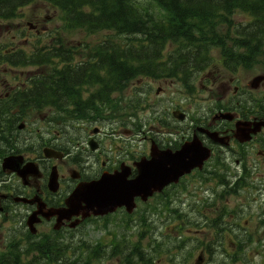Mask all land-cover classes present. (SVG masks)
I'll return each mask as SVG.
<instances>
[{
  "label": "flooded vegetation",
  "instance_id": "flooded-vegetation-1",
  "mask_svg": "<svg viewBox=\"0 0 264 264\" xmlns=\"http://www.w3.org/2000/svg\"><path fill=\"white\" fill-rule=\"evenodd\" d=\"M43 21L46 18L40 16L38 21L30 23V27L37 32L47 33L48 29ZM66 37L62 46L40 45L38 49L27 44V37L20 42L26 45L0 46V216L5 215L9 217L8 220L14 214L21 216L17 228L23 227L26 230L29 215L39 210L37 226L54 229L58 219L57 215L52 214L53 210L66 207L68 196L82 184L97 182L111 174H118L122 181L132 180L139 175L141 160H150L157 151L176 152L197 136L211 150L210 163L206 162L202 168H194L190 174H182L177 180L156 190L148 198L149 207L153 205L156 212H164L172 225L183 229L191 221L188 215L197 214L189 206L191 204L187 203L188 184L197 181L200 171H215L213 165L220 160L225 165L224 183L221 186L228 184V196L224 201L228 210L227 216L221 212L224 206H215L217 193L222 190L217 189L221 186L217 184L220 180L215 179V173L212 175L211 189L207 195V201L212 200V212H204V215L211 216L214 226L216 219L218 225L225 228L217 229V239L232 243L233 259L238 255L262 256L264 125L258 130L254 129L257 128L258 121H264V98L248 107L242 102L241 95L236 94L238 87L234 86V95L240 100L234 97L227 110L220 103L216 106L214 103L212 114L206 117L203 115L208 120L206 125H195L193 120L188 122L187 108L182 103L183 94L178 102L175 96L170 98L168 107L162 112L155 108L154 99L152 105L157 115L153 121L155 124L150 125L149 136H144L147 142L141 143L138 107L135 111L122 113L125 106L123 99L135 96L136 85L128 84L123 91V80L119 72L115 85L108 86L104 79H98V75L104 74L106 69V48H101L102 53L99 54L96 47L77 46L74 36L69 33ZM45 41L42 40L41 43ZM29 59L33 67L24 71L18 70L30 66L19 65L27 64ZM85 64L88 67L82 68ZM91 67L94 69L91 70ZM70 73L75 75L71 87L52 95L54 91H58L60 83L67 82ZM87 74H95V80H85ZM77 75L80 76L78 79ZM161 79L163 83L174 80L171 77ZM35 84L37 94L50 103L47 106L40 103L44 99L36 101V116L51 117L54 120L45 130L43 126H36L32 141L27 135L23 138L25 143L31 142L25 146L20 143L18 135L12 134L11 117L31 116L34 111L31 109L28 112H19L11 109L13 103L3 99L12 96L18 87L34 88ZM212 84L215 87V72ZM162 89L163 87L158 88ZM108 100H115L117 104L109 105ZM114 106H119L121 110L117 112ZM221 111L229 112L233 119L220 118L218 114ZM183 112L187 114L184 119L181 118ZM237 121L244 122L241 125L243 132L236 130ZM198 126L204 129H199ZM219 136L226 137L225 144H220L215 139ZM248 136L249 139H245ZM44 147L61 151L63 157L46 158L43 155ZM12 152L23 154L22 166L28 162H33L34 166L24 169L22 174L4 169L1 165L2 159ZM53 166L57 169L58 179L52 184L50 171ZM180 170L183 171V168ZM203 192L206 191L191 190V193H195L192 196L196 198L192 204L203 201ZM24 198L32 202H24ZM38 199L43 202V207L39 208ZM134 202L138 207L141 200L136 197ZM125 211L126 206H121L113 214H123ZM82 213L83 211L70 219H63L59 231L67 229L74 221L81 220ZM106 218L99 217L101 220ZM194 219L196 220L193 223L199 225V218ZM129 220L132 222L133 218ZM84 221L81 220L80 224Z\"/></svg>",
  "mask_w": 264,
  "mask_h": 264
},
{
  "label": "trees",
  "instance_id": "trees-1",
  "mask_svg": "<svg viewBox=\"0 0 264 264\" xmlns=\"http://www.w3.org/2000/svg\"><path fill=\"white\" fill-rule=\"evenodd\" d=\"M27 1L0 0V16L11 13ZM46 1L64 13L67 27L74 30L106 29L134 36L129 38L128 52H123L122 69L117 70L122 71L125 79L132 76L133 70L151 74L162 49L168 45L177 47L171 52L174 59L179 60V55L187 52L190 78L194 70L208 61V52L214 47L219 49L226 64L248 67L254 64L263 44L264 0H152L161 8L159 13L150 11L139 0ZM237 11L251 15L252 22L237 27L232 20ZM73 75L70 73L67 82L60 83L58 91L52 95L71 87ZM79 77L77 75L76 79ZM33 98L42 97L34 93ZM57 238H43L29 244L25 253L39 254L44 264H91L85 255L86 248L71 247ZM75 250L79 253L75 254ZM138 252L140 257L144 254L143 250ZM7 255L11 257V263L18 261L17 264H21L19 251L14 247ZM0 264H3L2 260Z\"/></svg>",
  "mask_w": 264,
  "mask_h": 264
},
{
  "label": "rangeland",
  "instance_id": "rangeland-1",
  "mask_svg": "<svg viewBox=\"0 0 264 264\" xmlns=\"http://www.w3.org/2000/svg\"><path fill=\"white\" fill-rule=\"evenodd\" d=\"M155 10H158V8L155 7ZM38 11L41 12L44 17H47L48 15V17L45 18L47 20L52 19L53 24H57V20L54 18L52 11L44 3L34 2L29 6L26 13L29 16L31 15L35 17L39 14ZM26 19L27 16L22 15L19 16L16 20L0 22V29L2 30L0 32V44L8 38L7 36L14 34V31L16 29L20 33L21 28H19L18 25L21 24L20 27H23L22 23H24ZM232 20L237 25H245L251 21V17L244 13H235L232 17ZM43 23L47 22L43 21ZM26 30L27 29H23V31ZM81 32L82 31L79 30L74 33L76 34V39L80 38ZM26 33H28V31ZM113 35L114 34H112V36ZM106 36L107 31H102L101 29V31H99L98 33L91 35V39L86 40L91 44H96V42L99 43L102 39L107 38ZM121 39L122 38L120 37L118 38L119 41ZM211 59L213 64L209 69H207V71L199 73L197 75V77L194 79V87L190 91L185 83H182L176 78L174 80H168L166 83H163V79H156V77H145V79L140 78L141 84L139 87H141L143 91L147 92L151 96V98L149 99H155V108L157 109V111L160 110L161 112L168 107L170 98L175 96V100L178 102L180 95L183 94L184 96L182 97V103L186 105L187 111L190 114V118H192L193 115H206L211 112L210 109L212 106V101L214 99V92L215 100H228L232 96L234 87L232 82H229L230 78H233L234 80L237 79L239 83H242L246 87H248V89L251 90V94L253 93L255 97H260L262 95L263 88L252 90L249 88V82L257 74L264 73V54L260 57L259 61L253 67L239 68L238 70H228L224 67L223 60L220 57L219 49H214L211 51ZM213 72H215V89L211 85V81L208 80V78H212ZM95 77V74H93L85 77V80H95ZM137 79H135V81ZM263 83L264 80L261 81V85ZM159 86H162L163 90L160 91V94L158 95V93H156V89ZM149 113H151V111L149 109H145L143 110V112H141V116L146 118ZM150 117L151 116H149L146 120H148ZM144 129L146 128L144 127ZM26 131L27 129L20 132L21 138L24 137ZM144 135L149 134H140L141 143L147 142ZM189 188L192 189V186ZM190 202L191 199H189L188 203ZM152 208H154L153 205L151 209ZM139 212L135 213L132 218L135 219L138 218V216L140 217ZM20 219L21 216H16L10 220V223H5V221L0 222V248L3 247L10 236H15L16 238H22L23 240H26V235L22 236V234H24V229H18L15 225ZM149 220L151 222V226H143L139 224V226L135 229L125 228L124 225L126 222L124 220V216L122 215L115 216L110 220L109 224H106L102 220H96L73 231L70 239L73 237V241H75L73 243L74 245L81 244V242H85L87 243V245H94L95 243H97V241L101 240V242L107 245V251L111 249L110 243L112 239H118V245H116L115 247H118L123 251H129L134 248L142 249L143 247L146 248V251L151 249V255L154 257H159L156 259V264H178V261L184 259L186 251L191 249L193 250L194 254L189 261L190 264H194L196 255L202 249V245H197V243L200 241L198 240V238H207V236H212V230L210 227L190 225L188 227H196L197 229L201 230H198L197 232L194 231L195 233L192 235L193 237L195 236L194 239L183 237V248L173 249L176 245H178V239L176 241L173 239L178 234V231L174 229L175 227H172V222H170L169 219H165L156 215H150ZM44 229L45 227L41 228V230ZM208 255L209 257L207 259V264H219L216 262L219 257L217 255L215 256V247L214 252L208 253ZM257 259L259 258L257 257ZM122 261L123 255L122 253H119L114 257H102L101 260L97 261L95 264H122Z\"/></svg>",
  "mask_w": 264,
  "mask_h": 264
},
{
  "label": "water",
  "instance_id": "water-1",
  "mask_svg": "<svg viewBox=\"0 0 264 264\" xmlns=\"http://www.w3.org/2000/svg\"><path fill=\"white\" fill-rule=\"evenodd\" d=\"M262 76L256 77L254 80V85L257 86L260 80L262 79ZM202 152V154H201ZM187 155V156H186ZM208 156V153L206 150H204L199 142L193 141L190 142L187 146L184 147L182 151H178L177 154L171 156V161L175 164L181 165L184 162V166H187V171L190 170L194 164L201 161L203 158L205 159ZM187 158V161L185 162V159ZM200 159L197 161V159ZM164 161H169V157H165ZM160 158H158L156 161V167L153 168L154 165H151L152 161H143L141 164V172L140 175L133 181L130 182L128 187L125 189V191L121 190V186L117 181H113L112 187L108 186L106 191H100V189L97 190V192L88 193L87 191H84L83 197H80L79 199L84 200L87 204H92L94 206L98 207L97 212L101 213L103 210H106L108 204L102 202V198L107 199V201L111 202L110 204L116 203V200H119V198L126 197L127 193H135V194H148L150 192L151 186L159 184V182L162 180L163 176L161 177L162 171H166L164 168L163 163H159ZM10 158L6 159V166L10 165ZM154 161V160H153ZM159 163V164H158ZM114 178V177H113ZM123 189V186H122ZM85 189H82V191ZM124 193V194H120ZM79 194H76V197Z\"/></svg>",
  "mask_w": 264,
  "mask_h": 264
}]
</instances>
